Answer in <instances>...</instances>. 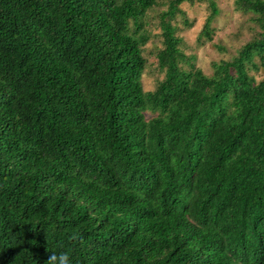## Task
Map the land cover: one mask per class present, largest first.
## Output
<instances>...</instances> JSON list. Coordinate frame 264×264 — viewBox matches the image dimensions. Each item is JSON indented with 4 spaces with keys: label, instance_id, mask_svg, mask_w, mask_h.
Wrapping results in <instances>:
<instances>
[{
    "label": "trees",
    "instance_id": "16d2710c",
    "mask_svg": "<svg viewBox=\"0 0 264 264\" xmlns=\"http://www.w3.org/2000/svg\"><path fill=\"white\" fill-rule=\"evenodd\" d=\"M195 1L203 45L213 0L156 35V0H0V264H264V0L233 1L257 31L210 76Z\"/></svg>",
    "mask_w": 264,
    "mask_h": 264
},
{
    "label": "rangeland",
    "instance_id": "374dc122",
    "mask_svg": "<svg viewBox=\"0 0 264 264\" xmlns=\"http://www.w3.org/2000/svg\"><path fill=\"white\" fill-rule=\"evenodd\" d=\"M167 1L156 0L157 5L148 13L147 27L152 34L156 35L159 32L156 26V14L165 10ZM213 1L218 9V15L211 24L213 33L210 42L203 45L196 43L198 33L207 16L206 5L203 2L195 1L181 4L180 9L192 23V26L184 28L180 23L176 24L180 29L177 36L182 39V51L184 54L193 57L194 64L206 76H210L212 73L210 66L212 62L230 59L257 31L250 20V15L235 11L234 0ZM159 47L158 39L154 37L143 48L146 64L141 83L145 91L152 90L156 78L160 77L155 69L154 60L155 51ZM261 78V73L255 75L256 81Z\"/></svg>",
    "mask_w": 264,
    "mask_h": 264
},
{
    "label": "clouds",
    "instance_id": "9594fccd",
    "mask_svg": "<svg viewBox=\"0 0 264 264\" xmlns=\"http://www.w3.org/2000/svg\"><path fill=\"white\" fill-rule=\"evenodd\" d=\"M43 264H70V257L67 252L53 253L47 256Z\"/></svg>",
    "mask_w": 264,
    "mask_h": 264
}]
</instances>
